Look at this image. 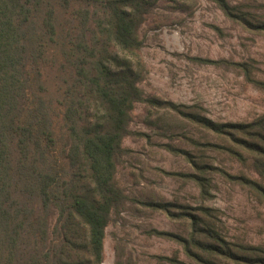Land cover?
Returning a JSON list of instances; mask_svg holds the SVG:
<instances>
[{"label":"trees","instance_id":"1","mask_svg":"<svg viewBox=\"0 0 264 264\" xmlns=\"http://www.w3.org/2000/svg\"><path fill=\"white\" fill-rule=\"evenodd\" d=\"M156 1L0 0V264H103L105 228L126 199L113 181L114 160L137 102L173 109L212 135L191 139L196 153L169 148L191 164L193 172L181 175L196 183L202 198L211 196L208 175L217 171L264 205V114L249 122H217L186 105L144 97L138 30ZM213 1L246 30L264 35V17L252 6ZM58 10L68 12L67 19L59 21ZM48 42L59 46L62 63L72 68L63 92L65 137L52 128L45 94L42 63ZM95 45L103 49L96 52ZM113 50L123 53L122 62ZM229 64L264 89L249 63ZM90 107L94 121L84 117ZM207 149L249 166L261 180L203 160ZM147 205L188 220L187 235L154 233L174 239L196 264H264L263 245L225 237L216 208ZM165 259L189 264L176 256Z\"/></svg>","mask_w":264,"mask_h":264},{"label":"rangeland","instance_id":"2","mask_svg":"<svg viewBox=\"0 0 264 264\" xmlns=\"http://www.w3.org/2000/svg\"><path fill=\"white\" fill-rule=\"evenodd\" d=\"M227 2L248 4L252 6L249 9L264 17V0ZM67 17L68 12L57 11L59 21ZM138 35L145 66L139 87L144 97L186 105L217 122H249L264 114V89L229 64L247 62L253 78L264 81V35L231 20L213 0H158L146 14ZM46 46L43 82L53 116L52 128L57 136L65 137L63 92L70 83L67 76L72 68L62 63L58 45L48 42ZM95 48L98 52L103 45ZM110 53L123 61V53ZM196 57L218 63L200 62ZM94 114L90 107L84 117L94 121ZM128 128L130 132L121 144L123 150L114 160L113 175L126 199L112 211L105 228L103 264H173L165 259L173 256L196 264L174 239L154 233L187 235L188 220L170 218L147 203L214 207L227 239L264 246V205L248 188L214 171L208 175L211 196L202 198L196 183L181 175L193 172L192 166L169 148L196 153L191 139H212L208 131L173 109L147 102L134 104ZM205 154L203 160L229 174L261 180L249 166L226 153L207 149Z\"/></svg>","mask_w":264,"mask_h":264}]
</instances>
